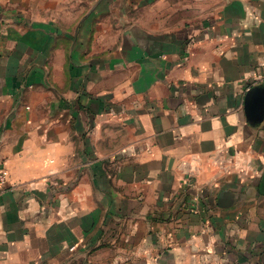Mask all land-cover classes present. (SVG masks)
<instances>
[{
	"label": "crops",
	"instance_id": "obj_1",
	"mask_svg": "<svg viewBox=\"0 0 264 264\" xmlns=\"http://www.w3.org/2000/svg\"><path fill=\"white\" fill-rule=\"evenodd\" d=\"M0 264H264V0H0Z\"/></svg>",
	"mask_w": 264,
	"mask_h": 264
},
{
	"label": "built area",
	"instance_id": "obj_2",
	"mask_svg": "<svg viewBox=\"0 0 264 264\" xmlns=\"http://www.w3.org/2000/svg\"><path fill=\"white\" fill-rule=\"evenodd\" d=\"M9 170L0 161V197L8 188Z\"/></svg>",
	"mask_w": 264,
	"mask_h": 264
}]
</instances>
